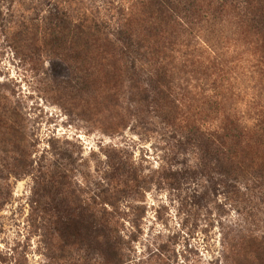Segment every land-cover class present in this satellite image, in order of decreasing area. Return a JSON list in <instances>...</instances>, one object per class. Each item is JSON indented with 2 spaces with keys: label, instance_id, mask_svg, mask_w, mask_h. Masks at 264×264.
<instances>
[{
  "label": "rangeland",
  "instance_id": "obj_1",
  "mask_svg": "<svg viewBox=\"0 0 264 264\" xmlns=\"http://www.w3.org/2000/svg\"><path fill=\"white\" fill-rule=\"evenodd\" d=\"M123 1L0 0V264H264V172L253 143L225 164L231 140L182 137L138 82L117 74L121 63L45 33L63 14L115 17ZM231 37L222 51L235 56L246 46ZM68 54L81 60L79 77L91 74L78 96L63 86L74 80ZM191 79L197 88L179 108L193 110L201 130L219 131L232 110L243 115L231 102L208 112ZM52 164L115 229L108 242L87 237L89 253L44 231L34 187Z\"/></svg>",
  "mask_w": 264,
  "mask_h": 264
},
{
  "label": "trees",
  "instance_id": "obj_2",
  "mask_svg": "<svg viewBox=\"0 0 264 264\" xmlns=\"http://www.w3.org/2000/svg\"><path fill=\"white\" fill-rule=\"evenodd\" d=\"M114 8L115 17L107 19L95 16L88 20L83 15V19L74 22L63 14L48 22L45 33L61 34V45L77 44L80 49L73 52L82 50L86 56L89 49L94 53L93 60L107 55L114 63H121L117 74L131 86L138 82L134 87L146 92L143 100L165 113L182 137L231 140L234 150L224 151L223 144L222 161L230 154L245 157L248 144L253 143L251 151L262 159L259 168L264 172V0H124ZM228 30L230 33L224 35ZM229 35L246 49L235 56V50L230 54L222 51L221 40ZM66 56L67 61H73L68 65L74 80L63 86L73 84L77 96L89 91L92 82L88 68L85 76L79 77L81 60L75 63V56ZM190 77L201 82L204 94L200 100L208 112L231 102L243 106V115L232 110L221 121L219 131L209 127L201 130V125L193 120V110L185 113L179 108L188 97L184 94L188 88H197L191 85ZM241 140L247 142L242 144ZM46 169L47 178L34 187L35 209L45 218V233L69 241L85 253L91 250L87 237L95 244L101 238L108 242L115 229L107 224V219L103 220L97 210L80 200L64 172L53 164Z\"/></svg>",
  "mask_w": 264,
  "mask_h": 264
}]
</instances>
